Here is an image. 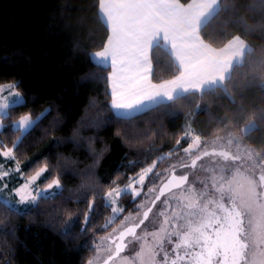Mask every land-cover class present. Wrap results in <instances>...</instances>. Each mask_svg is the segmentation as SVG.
<instances>
[{
    "label": "trees",
    "instance_id": "1",
    "mask_svg": "<svg viewBox=\"0 0 264 264\" xmlns=\"http://www.w3.org/2000/svg\"><path fill=\"white\" fill-rule=\"evenodd\" d=\"M228 2L233 7L213 18L201 37L219 48L240 35L252 47L247 70L257 67V80L242 92L228 85L235 105L217 90L186 94V99L121 117L111 107L110 68L90 62L109 34L99 15V0H0V84L18 82L26 101L9 108L0 141L11 147L19 135L12 126L21 116L37 118L49 110L39 126L22 138L16 157L26 176L47 164L41 185L56 177L61 181L56 195L38 199L19 215L0 204V264H87L94 255L93 240L122 219L102 230L112 216L102 199L115 186L112 182L123 187L158 157H164L159 168L169 165L168 154L180 156L187 147L184 141L176 145L187 123L210 144L226 135L216 117L226 120L242 113L241 128L249 119L259 125L251 137L244 138L264 160V0ZM151 59L153 82L179 74L161 43L151 50ZM92 73L96 74L93 80L85 82ZM197 105L207 110L197 113ZM232 131L240 133L238 128ZM93 197L90 226L82 233ZM136 203L137 198L134 202L121 196L123 214L133 212ZM68 225L71 237L64 235Z\"/></svg>",
    "mask_w": 264,
    "mask_h": 264
},
{
    "label": "snow or ice",
    "instance_id": "2",
    "mask_svg": "<svg viewBox=\"0 0 264 264\" xmlns=\"http://www.w3.org/2000/svg\"><path fill=\"white\" fill-rule=\"evenodd\" d=\"M232 7L228 0H191L186 5L179 0H99V13L110 26L111 35L102 50L91 54L90 62L102 68L111 61V107L131 113L146 104L174 102L186 99V94L217 90L235 105L228 85L242 92L257 80L255 73L258 68L247 70V54L253 51L252 48L240 35L233 36L219 48L201 39L202 30L212 19ZM161 40L170 45L171 54L179 65V75L153 83L150 79L152 62L149 52L154 47H160ZM117 65L120 67L119 76L116 74ZM95 76V73L90 74L85 82L92 81ZM117 82L121 86L119 90ZM17 87L18 82L0 84V129L5 127L2 121L9 117L10 107L26 103L20 92L13 91ZM261 87L264 88V84ZM5 92L7 95H4ZM196 110L199 113L207 109L197 105ZM48 111L45 110L36 119L30 115L21 116L12 126L19 135L11 147L0 141V157L5 161H14L16 165L15 168H5L0 163V181L13 171H20L16 150L22 138L39 126V121ZM243 118L242 113L228 116L226 120L232 122L229 124L225 119L216 117L226 135L216 137L210 144L203 141L202 135L196 134L191 125L183 128L176 145L180 146L181 141L187 143L182 152L190 158V163L179 164V168L188 169L187 172L178 173L175 164L163 172L156 171L158 162L164 159L162 156L141 167L123 187L113 181L115 186L109 188L102 198L106 201L105 207L110 208L112 213L102 230H107L125 212L120 206L121 196H130L134 202L136 198L141 199L133 212L123 216L118 227L93 240L90 250L95 255L88 259L87 264H264V203L257 205L260 210L258 217L249 219L248 227H245L246 213L241 209L251 213L252 205L244 200L238 204L237 199L231 196L228 204L224 202L225 193L232 191L238 183L236 177L244 160L240 151L253 162V166L259 163L264 168V160L257 161L258 154L242 148L241 139L233 134V128H238L246 137L259 130L254 119H249L241 128L239 121ZM233 149L236 151L233 152ZM175 151L180 152L181 148L177 147ZM204 158H212L210 167L201 165L203 171L210 173L208 181L211 188L204 180L189 182L192 170ZM217 169L219 175L216 174ZM47 171L45 164L25 183L9 189L12 196L18 199L6 196L4 193L9 186L0 183V204L10 213L19 215L21 211L14 205L36 204L40 198L56 195L50 190L61 188L59 177L53 178L42 189L33 188ZM226 171L232 173L231 177L224 174ZM259 182V186L264 187V171L259 175ZM248 183L252 186V197L258 198L256 183L252 180ZM198 184L200 187H197ZM216 193H219V198H216ZM94 206L93 197L84 216L82 233L88 231L89 214ZM64 235L71 237V225L65 229ZM251 241L255 243L250 244ZM130 245H138L139 248L134 255H122Z\"/></svg>",
    "mask_w": 264,
    "mask_h": 264
},
{
    "label": "rangeland",
    "instance_id": "3",
    "mask_svg": "<svg viewBox=\"0 0 264 264\" xmlns=\"http://www.w3.org/2000/svg\"><path fill=\"white\" fill-rule=\"evenodd\" d=\"M3 84H7V83H3ZM13 91L20 92L21 96L24 98L22 92L18 88L13 89ZM4 95H7V92H5ZM32 118L36 119L34 117H32ZM17 121L14 124H16ZM2 123H3V121H2ZM188 125H190V124L187 123L186 127ZM191 128L195 131V129L192 125H191ZM195 133L197 134L196 131H195ZM233 134L241 139L242 148L246 147V148L250 149L254 154H258L256 156L257 161L262 160L259 153L254 149V147L245 141V138H244V135L242 132L233 133ZM235 151L236 150L233 149V152H235ZM239 154L244 157V160H243V165L240 168V174L236 177V180L238 183L233 186L232 191L225 193L224 202H225V204H228V198L231 196V197H235L237 199L238 204H239L240 200H244L245 202L250 203L252 205L251 213H248L247 209H241L242 211H244L246 213V215L244 216V219H246V223L248 224L249 219H252L253 217H258V215H259L260 210L257 207V205L264 203V187L259 186V184H260L259 175L261 174L262 171H264V168H262L259 163H257L255 166H253V162L247 158V156L245 155V153L243 151H240ZM169 156L171 158L170 164L169 165L168 164L163 165L162 168H159V165H158L156 168V171L163 172L165 169L170 168V166H172L173 164L177 165V168H179V164L182 162L190 163V158L186 157L183 153L180 156H174V155H169ZM211 159L212 158H204V160L198 162L197 168L195 170H192V174L190 175L189 182H192L193 180H197V181L204 180V181H207L209 183V187L211 188V182L208 181V177H209L210 173L203 171L201 168V165H203L204 168L210 167L211 166ZM0 163H3L5 168H15L16 167L14 161H5L4 158H2V157H0ZM220 163L223 164L224 162L221 160ZM19 168H20L19 172L13 171L8 177H5L3 181H0V183H7L8 184L9 188L5 190L4 194L6 196H9L12 199H18V198L12 196L9 189L19 187L21 184L25 183L27 178H29L30 176L33 175L32 174L30 176H26L22 172L20 164H19ZM177 171H178V173H180V172H184L185 170H177ZM187 171H189V170L187 169L186 172ZM45 173L35 182V184L33 185L34 189H42V188L46 187L47 184L46 185L40 184L41 180L45 177ZM216 174L219 175V169H217ZM224 174L228 177H231V175H232V173L230 171H226ZM249 180H252L256 183L257 187H256L255 191L257 193H259L258 198L252 197V195H251V187L252 186L248 183ZM146 185H148V181H146ZM197 187H200V185L198 184ZM60 189L50 190V193L51 192L57 193ZM145 191H146V189H145ZM50 195L51 194H49L48 196H50ZM215 195H216V198H219V193H216ZM140 199L141 198H137L138 202H140ZM31 205H33V204H31ZM31 205H14V206L18 207L20 210H23V209H27ZM120 206H121V204H120ZM127 214L122 213L121 214L122 218H123V216H125ZM119 224H120V222L116 226H114L113 228L118 227ZM111 231H112V229L101 234L96 240H98L102 236L107 235L108 232H111ZM251 243H255V241H251L250 244ZM138 248H139L138 245H135V246L130 245L129 249H126V252L122 255H134L135 251L138 250ZM94 255H95V253H94Z\"/></svg>",
    "mask_w": 264,
    "mask_h": 264
},
{
    "label": "crops",
    "instance_id": "4",
    "mask_svg": "<svg viewBox=\"0 0 264 264\" xmlns=\"http://www.w3.org/2000/svg\"><path fill=\"white\" fill-rule=\"evenodd\" d=\"M191 2V1H190ZM190 2H188V3H190ZM179 3H181V4H184V5H186V4H188V3H183V2H181L180 0H179ZM99 15H100V13H99ZM100 17H101V19H102V21L106 24V26L108 27V30H109V34H108V37L111 35V28H110V26L105 22V18L103 17V16H101L100 15ZM201 39L206 43V44H209V43H207L202 37H201ZM243 39V38H242ZM107 40H108V38H107ZM107 40H106V42H107ZM246 42V41H245ZM160 43L165 47V48H167L168 50H169V52L171 53V48H170V45H167V44H165L164 43V41L163 40H161L160 41ZM247 43V42H246ZM106 44V43H105ZM248 44V43H247ZM210 45V44H209ZM212 46V45H211ZM248 46L249 47H251L249 44H248ZM213 47V46H212ZM252 48V47H251ZM100 50H102V49H100ZM100 50H98V51H100ZM152 50V49H151ZM151 50H150V52H149V57H150V59H151ZM96 52V51H95ZM94 53V52H93ZM92 53V54H93ZM172 55V54H171ZM172 57H173V59L175 60V62H176V64L178 65V62L176 61V59H175V57L172 55ZM151 62H152V59H151ZM105 66H107V67H109L110 68V76H109V84H110V93H112V85H113V81H112V79H111V77H112V75H113V68H112V66H111V61L109 60L108 61V63L105 65ZM178 67H179V65H178ZM152 71H153V63H152ZM152 71H151V73H150V79H151V81L153 82V80H152ZM116 74H117V76H119V74H120V67H119V65H117V68H116ZM179 75V74H178ZM173 79V78H172ZM170 80V79H169ZM153 83H155V82H153ZM121 86H120V84H119V82H117V89L119 90V88H120ZM119 98V97H118ZM111 102H112V95H111ZM164 102H169V101H164ZM163 103V102H162ZM157 104H159V103H156V104H146V105H144L143 107H141L139 110H134V111H132L131 113H124L123 112V110H118V109H114L113 108V110H114V112L118 115V116H121V117H130V116H133V115H136V114H138V113H140V112H142V111H145V110H147V109H149L150 107H153V106H155V105H157Z\"/></svg>",
    "mask_w": 264,
    "mask_h": 264
},
{
    "label": "flooded vegetation",
    "instance_id": "5",
    "mask_svg": "<svg viewBox=\"0 0 264 264\" xmlns=\"http://www.w3.org/2000/svg\"><path fill=\"white\" fill-rule=\"evenodd\" d=\"M177 170H185L184 172H186L187 169H180V168H177ZM190 178V177H189ZM245 220V227H248V224L246 223V219Z\"/></svg>",
    "mask_w": 264,
    "mask_h": 264
}]
</instances>
